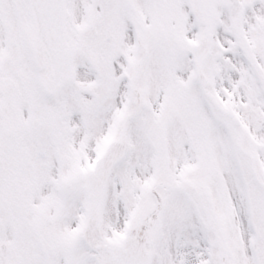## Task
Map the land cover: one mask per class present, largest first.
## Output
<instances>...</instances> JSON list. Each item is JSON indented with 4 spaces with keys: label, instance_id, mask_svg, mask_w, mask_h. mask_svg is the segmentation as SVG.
I'll return each instance as SVG.
<instances>
[{
    "label": "snow or ice",
    "instance_id": "6c2138e0",
    "mask_svg": "<svg viewBox=\"0 0 264 264\" xmlns=\"http://www.w3.org/2000/svg\"><path fill=\"white\" fill-rule=\"evenodd\" d=\"M0 264H264V0H0Z\"/></svg>",
    "mask_w": 264,
    "mask_h": 264
}]
</instances>
